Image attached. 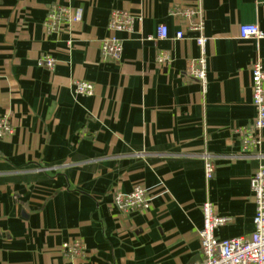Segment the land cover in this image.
<instances>
[{"label":"crops","instance_id":"1","mask_svg":"<svg viewBox=\"0 0 264 264\" xmlns=\"http://www.w3.org/2000/svg\"><path fill=\"white\" fill-rule=\"evenodd\" d=\"M186 10L204 22L206 90L187 73L201 50ZM113 12L133 19L132 33L109 29ZM246 24L264 32V0H0V119L12 127L0 136V264H197L206 202L226 220L219 239L250 237L264 129L256 149L246 131L264 39H241ZM112 36L119 61L102 56ZM136 187L149 207L123 214L115 196ZM76 242L83 254L71 256L63 247Z\"/></svg>","mask_w":264,"mask_h":264},{"label":"built area","instance_id":"2","mask_svg":"<svg viewBox=\"0 0 264 264\" xmlns=\"http://www.w3.org/2000/svg\"><path fill=\"white\" fill-rule=\"evenodd\" d=\"M188 19L189 32L194 35L200 50L201 56L197 60L189 63L187 73L197 80L206 90L207 88V59L205 46L207 38L204 36V22L196 20L199 11L186 10L182 13ZM67 18V11L60 9L53 10L49 15V29L55 31L58 28L62 18ZM61 18V19H60ZM70 22L78 24L82 20V10H75L74 14L69 16ZM134 21L127 14L122 12H113L109 20V29L112 32H133ZM185 36L183 31L177 33V38ZM239 36L243 40L260 41L264 39V32L256 24H246L239 28ZM168 37V30L165 26H160L157 30L156 39L163 40ZM102 56L106 60L119 61L123 52V42L116 36H112L103 41L101 48ZM161 63L167 62L164 56L159 57ZM42 65L53 69L55 60L47 55L44 56ZM252 87H253V106L255 108V117L251 126L247 129L250 141L246 142L247 147L256 149L261 141L264 129V69L261 62L257 61L252 65ZM75 90L77 94L91 96L94 93V86L87 82L76 83ZM12 127L7 118L0 119V136L11 134ZM205 174L207 179H212L215 174V166L212 161L207 160L205 164ZM251 191L255 198L256 212L253 219L255 226L254 232L250 237H235L230 239H219L215 232L216 229L224 224L226 220L219 218L210 202L202 206L203 228L199 233L200 237V262L197 264H264V167L261 166L252 176L250 181ZM149 195L143 187H136L129 194L118 193L115 196V204L118 209L126 215H132L143 212L149 207ZM66 250L71 256L83 254V244L76 242L65 244Z\"/></svg>","mask_w":264,"mask_h":264}]
</instances>
